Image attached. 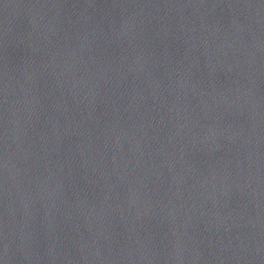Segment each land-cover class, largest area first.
Wrapping results in <instances>:
<instances>
[{
	"label": "water",
	"instance_id": "1",
	"mask_svg": "<svg viewBox=\"0 0 264 264\" xmlns=\"http://www.w3.org/2000/svg\"><path fill=\"white\" fill-rule=\"evenodd\" d=\"M0 264H264V0H0Z\"/></svg>",
	"mask_w": 264,
	"mask_h": 264
}]
</instances>
